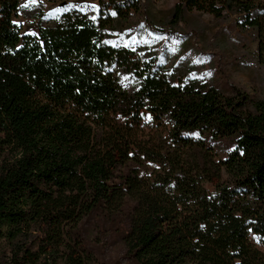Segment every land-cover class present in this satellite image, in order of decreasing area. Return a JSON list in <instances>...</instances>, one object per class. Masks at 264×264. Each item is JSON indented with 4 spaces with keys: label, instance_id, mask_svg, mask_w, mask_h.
<instances>
[{
    "label": "trees",
    "instance_id": "1",
    "mask_svg": "<svg viewBox=\"0 0 264 264\" xmlns=\"http://www.w3.org/2000/svg\"><path fill=\"white\" fill-rule=\"evenodd\" d=\"M21 1L0 0V244L13 246L11 264H118L86 239L92 219L121 241L119 263L264 264V92L223 93L131 41L152 0H77L50 14ZM191 13L234 18L264 67V0H180L168 28ZM20 14L36 34H21Z\"/></svg>",
    "mask_w": 264,
    "mask_h": 264
},
{
    "label": "rangeland",
    "instance_id": "2",
    "mask_svg": "<svg viewBox=\"0 0 264 264\" xmlns=\"http://www.w3.org/2000/svg\"><path fill=\"white\" fill-rule=\"evenodd\" d=\"M74 1L77 0L52 4L46 0H22L21 4L40 3L44 14H50L61 5ZM178 1L180 0H152L150 4H146L144 15L136 19L133 28L125 34L133 42L154 45L156 52L163 51L170 60L179 57V64L189 65L223 93L235 89L251 97L263 95L264 67L256 62L252 32L236 29L234 18L220 21L210 15L196 13L186 15L185 22L173 32L168 28L167 22ZM14 22L21 28V34H36L37 20L27 19L20 14ZM86 230V239L95 246L102 260L133 264L127 261L118 262L123 250L122 243L115 240L98 221L90 220ZM26 243L36 249V241L32 238L29 237ZM12 247L6 242L0 244V264H11Z\"/></svg>",
    "mask_w": 264,
    "mask_h": 264
},
{
    "label": "snow or ice",
    "instance_id": "3",
    "mask_svg": "<svg viewBox=\"0 0 264 264\" xmlns=\"http://www.w3.org/2000/svg\"><path fill=\"white\" fill-rule=\"evenodd\" d=\"M27 5H25V7H26Z\"/></svg>",
    "mask_w": 264,
    "mask_h": 264
}]
</instances>
